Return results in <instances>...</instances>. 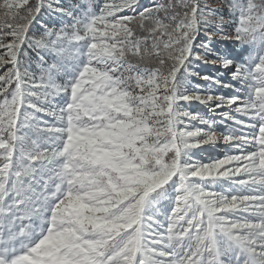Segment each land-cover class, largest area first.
<instances>
[{
  "label": "snow or ice",
  "instance_id": "1",
  "mask_svg": "<svg viewBox=\"0 0 264 264\" xmlns=\"http://www.w3.org/2000/svg\"><path fill=\"white\" fill-rule=\"evenodd\" d=\"M0 264H264V0H0Z\"/></svg>",
  "mask_w": 264,
  "mask_h": 264
}]
</instances>
